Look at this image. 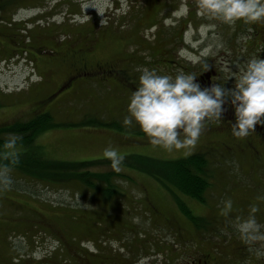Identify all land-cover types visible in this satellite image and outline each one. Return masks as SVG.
<instances>
[{
	"label": "rangeland",
	"instance_id": "rangeland-1",
	"mask_svg": "<svg viewBox=\"0 0 264 264\" xmlns=\"http://www.w3.org/2000/svg\"><path fill=\"white\" fill-rule=\"evenodd\" d=\"M89 2L104 14L84 9ZM182 2L188 14L173 16ZM0 7L2 136L16 135L33 110L51 108L56 125L35 140L43 155L89 161L91 172L114 174L119 188L100 192L14 166L10 184L0 185V264H181L209 250L223 260V249L229 264L264 261V241L242 239L237 229L252 205L264 226V200L257 199L264 196L263 145L257 152L210 117L190 151L169 152L151 145L135 122L123 124L144 70L173 78L193 71L206 87L199 73L207 64L232 88L229 76L264 58V21L227 24L198 14L196 0H0ZM189 26L195 48L184 43ZM193 55L196 63L187 58ZM87 64V77H76ZM108 145L124 156L118 173L102 155ZM198 153L208 181L200 191L191 187L199 198L181 192L171 166L155 167ZM227 199L233 208L223 216Z\"/></svg>",
	"mask_w": 264,
	"mask_h": 264
},
{
	"label": "clouds",
	"instance_id": "clouds-1",
	"mask_svg": "<svg viewBox=\"0 0 264 264\" xmlns=\"http://www.w3.org/2000/svg\"><path fill=\"white\" fill-rule=\"evenodd\" d=\"M196 5L198 14H209L227 24L238 20L264 21V0H196ZM89 6L97 9L100 15L104 14L99 3H85L84 9ZM188 11L187 5L182 2L172 15L186 16ZM104 23L105 20H102L101 24ZM168 23L165 20V24ZM204 27L201 26V30ZM190 31L191 26L184 34V43L195 48L196 43L189 38ZM179 54L183 57L184 50L181 49ZM206 54L207 50L201 53ZM187 58L193 63L199 59L194 55ZM205 68L208 70L209 65L206 64ZM196 77L194 73L180 72L173 78L157 74L153 70H144L129 98L128 115L124 117L123 124L128 126L135 122L151 145L169 152L182 148L190 151L201 135L204 119L209 115L221 118L226 100H230L234 108L235 122L232 123L231 130L235 137L243 138L258 123L264 124V58L249 59L238 76H229L227 80L233 77L235 79L232 88H225L220 83L202 87ZM19 140V136L11 134L0 145V185L7 186L11 182L10 173L19 163L21 153ZM102 155L111 162L113 171H121L124 156L116 147L108 145L103 149ZM257 199L264 200V196ZM232 208L233 201L227 199L221 215L228 216ZM257 211L256 205H252L249 215L237 225L242 239L264 241V231H261L264 226L257 223L254 215Z\"/></svg>",
	"mask_w": 264,
	"mask_h": 264
},
{
	"label": "trees",
	"instance_id": "trees-1",
	"mask_svg": "<svg viewBox=\"0 0 264 264\" xmlns=\"http://www.w3.org/2000/svg\"><path fill=\"white\" fill-rule=\"evenodd\" d=\"M41 116V115H40ZM38 116L37 119L40 117ZM54 123L53 114L47 113L43 115L41 121H27L26 124H19L17 126V136L20 137L18 144H20L21 153L19 157V163L15 165L20 168L21 171H27V173L34 175L38 178H43L46 180L54 179H70L76 180L84 183L87 187L97 188L100 192L114 194L119 188L117 185L113 184V175H108L107 173H99L91 170V164L89 161H65V160H55L48 158L43 155V150L38 143L35 142L37 137L39 138L41 132L46 131L47 128L53 127ZM6 128V127H5ZM4 128V129H5ZM0 129V145L4 143L7 139L2 136V133L7 129ZM162 166L168 168V172H173L172 177L179 180L180 190L187 195L191 194L194 197L199 198L200 192H195L191 187L198 188L199 191L207 184L206 181V165L207 161L203 154L198 153L194 155H189L186 158L177 159L174 161H165ZM154 163V162H152ZM155 164V163H154ZM17 169V168H15ZM157 172V169H155ZM160 175V174H159ZM158 175V176H159ZM160 180L166 183V180L159 177ZM188 216L191 214L186 213Z\"/></svg>",
	"mask_w": 264,
	"mask_h": 264
},
{
	"label": "flooded vegetation",
	"instance_id": "flooded-vegetation-1",
	"mask_svg": "<svg viewBox=\"0 0 264 264\" xmlns=\"http://www.w3.org/2000/svg\"><path fill=\"white\" fill-rule=\"evenodd\" d=\"M87 66H88V64L87 65H83L82 67H79L78 66V69L76 70L75 76L76 77H81L82 76V77L86 78L87 75L89 74V72L91 71V70H87L86 71ZM90 69L97 70V69H93V68H90ZM191 73H193V71ZM194 74H195V72H194ZM199 74L202 75L201 76V80H203L204 83L207 82V84L210 85V86L213 83H220L222 85L224 84V82L221 80L222 74H220L219 72H217L214 69H208V70L206 68L204 70L201 69V73H199ZM220 75H221V78L218 79ZM196 81L199 82L200 80L196 77ZM59 86H58V89L61 90V84ZM224 86H225V84H224ZM58 89H56L54 92L51 91V93H50L51 95L50 94H49L50 96L47 95V96H49L48 98L53 99L55 97ZM223 108H224V111L222 113V117L219 118V119H217L215 117L213 119L222 121L223 123L221 125H222V127L224 126L225 133H227V134L231 133L232 134L231 126H232V123L235 122V115H234V108L232 107V105L230 103V100H226L225 104L223 105ZM50 109L49 110H46V111H40V110L36 111V110H33L32 111V113H33L32 115H34V116H33L32 119L33 120H36V117H38L39 115H47V113L53 114L52 111H50ZM210 117H214V116L209 115V116H207L204 119V121H203V125H204L203 128H205V125L207 123L209 124L208 118H210ZM262 119H264V117H262ZM211 124H214V123H211ZM232 136H234V135L232 134ZM237 139H240L243 142L246 141L249 144L251 143V146L257 152H260L257 147H260L261 145L264 146V124H259L258 123L255 126V129L254 130H250L249 131V133H248L247 136H245L243 138H237ZM226 144H227V148H232L230 145H228L227 142H226ZM256 154L257 153H255V155ZM220 254L225 256L223 260H220L219 257H218V255H216L215 252H211L209 250V251H206V252H202V254H199L197 256L187 258V261H185V262L183 261L181 264H216L219 261H221L224 264H229L228 259H231V258H227L226 257L225 249H223V252L220 251ZM261 264H264V261L263 260H261Z\"/></svg>",
	"mask_w": 264,
	"mask_h": 264
}]
</instances>
